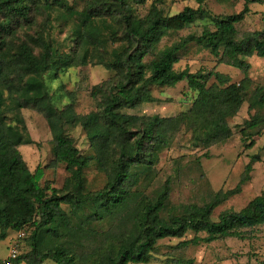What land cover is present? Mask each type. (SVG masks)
Instances as JSON below:
<instances>
[{
	"label": "trees",
	"instance_id": "1",
	"mask_svg": "<svg viewBox=\"0 0 264 264\" xmlns=\"http://www.w3.org/2000/svg\"><path fill=\"white\" fill-rule=\"evenodd\" d=\"M134 1L144 5L148 0ZM194 1L197 9L171 16L159 7L161 0H153L137 17L128 0H73L72 5L0 0V242L23 231L20 249L21 244L28 249L12 264H149L163 240L192 234L175 247L183 249L243 240L244 233L264 226V191L241 210L213 219L215 210L249 182L257 156L233 190H208L201 202L173 203L174 176L162 180L158 174L161 154L179 137L204 151L230 140L229 121L244 103L254 112L239 132L244 147L252 149L264 131V85L253 86L247 62L264 60V30L240 37L237 30L250 12L248 5L264 1L245 0L240 13L226 17L206 11V0ZM198 21L205 22L200 35L160 47L166 37ZM66 28L60 40L57 34ZM191 44L208 51L217 65L239 71L242 80L233 83L215 71L175 70ZM89 65L113 73L91 89L95 110L78 114L73 101L58 108L45 77ZM183 82L195 97L177 116L123 113L156 103L152 87ZM27 110L42 115L48 126L49 167L70 169L59 189L43 185L44 168L31 171L20 154L21 147L39 146L29 135ZM72 128L84 134L85 150L76 146ZM90 174L101 178L100 187L91 183Z\"/></svg>",
	"mask_w": 264,
	"mask_h": 264
},
{
	"label": "rangeland",
	"instance_id": "2",
	"mask_svg": "<svg viewBox=\"0 0 264 264\" xmlns=\"http://www.w3.org/2000/svg\"><path fill=\"white\" fill-rule=\"evenodd\" d=\"M62 2L67 5L73 4V0H62ZM152 2L153 0H148L144 5H140L134 0H128V5L135 16L141 17L149 10ZM244 4L245 0H206L203 7L214 16L226 17L240 13ZM83 5L79 4V7ZM159 7L172 16L187 7L197 9L198 5L194 0H161ZM248 8L249 14L237 25L239 37L264 30V4L251 3ZM204 25L205 22L198 21L184 31L166 37L160 47L170 45L188 35H200ZM67 34L68 29L66 28L57 35L62 40ZM181 56L179 63L174 66L177 71L186 68L191 73L199 70L215 71L229 77L233 83H238L243 78L239 71L224 65H217L208 51L194 44L189 45ZM247 62L251 66L248 76L253 86L264 85V60L252 57L247 59ZM112 76L113 73L100 66L89 65L84 68L69 69L64 73L50 74L45 77V82L53 103L58 108L73 101L76 113L85 115L95 110V102L91 96L92 87L107 81ZM151 93L157 100L156 103L144 104L133 110H124L123 113L137 116L173 117L186 111L195 97V93L188 90L184 82L173 88L152 87ZM253 114L254 112L248 111V105L244 103L237 115L229 121V126L233 131L232 138L223 144L205 151L194 150L188 146V137H179L170 149L161 154L157 167L158 174L162 180L168 176H174L175 181L172 184L171 193L173 203L201 202L208 190L214 192L233 190L239 183L245 165L253 156H257L260 160L252 164L253 170L249 182L241 187L238 195L230 198L215 210L213 219L216 220L218 215L226 210H241L249 201L264 191V131L261 136L254 139L255 146L250 150L244 147L239 134L244 122L249 120ZM23 115L29 135L39 144L38 147H21L19 151L23 160L31 171H34L37 166L44 168L43 185L48 183L52 188H61L70 169L63 164H58L54 168L49 167L52 155L49 147L50 132L45 119L42 115L30 110L23 112ZM69 133L75 139L79 149L87 148L84 134L79 128L69 129ZM175 160L178 162V174H175ZM88 178L95 187L102 185L101 178L94 177L93 174H90ZM192 237V234H188L180 240L160 241L153 260L149 264H171L166 260L177 259L192 261L193 264H264V226L244 233L243 240L226 239L208 245L201 244L175 249L180 242L190 240ZM9 245V238L0 242V264L7 255ZM27 251L26 246L21 244L20 256L25 255ZM23 261L21 264H24Z\"/></svg>",
	"mask_w": 264,
	"mask_h": 264
},
{
	"label": "built area",
	"instance_id": "3",
	"mask_svg": "<svg viewBox=\"0 0 264 264\" xmlns=\"http://www.w3.org/2000/svg\"><path fill=\"white\" fill-rule=\"evenodd\" d=\"M24 236L25 233L20 231L10 240L7 255L3 259L2 264H12V262L17 259L20 254V243Z\"/></svg>",
	"mask_w": 264,
	"mask_h": 264
}]
</instances>
